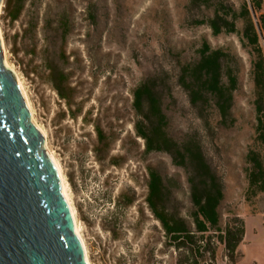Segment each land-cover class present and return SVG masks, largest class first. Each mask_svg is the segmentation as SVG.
<instances>
[{
    "label": "rangeland",
    "instance_id": "374dc122",
    "mask_svg": "<svg viewBox=\"0 0 264 264\" xmlns=\"http://www.w3.org/2000/svg\"><path fill=\"white\" fill-rule=\"evenodd\" d=\"M245 7L257 46L243 34ZM217 15L236 31L214 34ZM0 27L7 60L65 175L92 264H177L180 251L148 200L150 172L163 180L159 208L195 230L191 179L200 174L189 149L202 153L221 185L220 227L259 219L264 191L252 182V158L264 170V92L254 63L264 61V0H2ZM204 44L225 53L226 111L217 95L194 94ZM144 84L160 100L169 151H148L140 135L153 134L156 123L148 100L135 102ZM252 251L237 264L260 259L259 248ZM217 264H232L221 243Z\"/></svg>",
    "mask_w": 264,
    "mask_h": 264
},
{
    "label": "water",
    "instance_id": "95a60500",
    "mask_svg": "<svg viewBox=\"0 0 264 264\" xmlns=\"http://www.w3.org/2000/svg\"><path fill=\"white\" fill-rule=\"evenodd\" d=\"M0 264H89L59 170L5 62L1 33Z\"/></svg>",
    "mask_w": 264,
    "mask_h": 264
},
{
    "label": "trees",
    "instance_id": "16d2710c",
    "mask_svg": "<svg viewBox=\"0 0 264 264\" xmlns=\"http://www.w3.org/2000/svg\"><path fill=\"white\" fill-rule=\"evenodd\" d=\"M239 15L246 17V25L243 30L244 36L250 44L257 46L259 42L258 34L253 21L250 18L249 10L245 7ZM210 26L214 34H220L225 28L228 32H235V23L227 17L217 15L210 20ZM203 56L201 62L193 69V79L197 82V88L194 91L195 96H201L203 92L217 95L221 101V108L226 111L232 101L231 93L221 84L222 66L221 59L225 56L221 50H211L208 44L203 45ZM259 54L262 53L259 51ZM255 83L260 92H264V61L258 59L254 63ZM64 81V80H63ZM229 89H234L235 78H229ZM135 102L142 106L144 99L149 102V114L156 118L153 126V134L140 132V135L147 142V150H165L169 151L173 145L163 132L165 116L162 113L159 98L155 95L153 88L149 84L138 87L135 92ZM261 96L258 100L260 103ZM257 108L262 110L259 105ZM260 124V122H259ZM264 139V133L261 134ZM162 138V139H161ZM160 145V146H159ZM187 154L198 165L200 179H191L193 183V200L196 206L194 212L195 230L188 227L183 219H172L163 210L159 208L164 200L163 180L155 171L150 172L149 196L148 200L152 209L161 221L170 245L180 251L181 257L177 264H217L218 243L224 244L226 256L232 264H237L243 257L239 249L245 236V221L238 217L227 223L226 228L222 229L219 225L220 217L218 207L223 198L222 188L217 178L211 173L208 163L199 151L187 150ZM254 166L257 169L253 175V184L260 182L264 184V170L261 162L256 157L252 158ZM212 228L214 232H211Z\"/></svg>",
    "mask_w": 264,
    "mask_h": 264
},
{
    "label": "bare ground",
    "instance_id": "6f19581e",
    "mask_svg": "<svg viewBox=\"0 0 264 264\" xmlns=\"http://www.w3.org/2000/svg\"><path fill=\"white\" fill-rule=\"evenodd\" d=\"M1 7H2V3H1V6H0V11H1ZM0 33H1V37H2V40H3V34H2V30H1V27H0ZM3 50H4V58H5V62L6 64L12 68L14 71H15V74H16V78H17V81L24 93V96H25V99L27 101V104L29 106V109L31 111V115H32V119L33 121L37 124V126L39 127V129L41 130V132L43 133L44 137H45V146L47 147V149L50 151V155H52V159L53 161L55 162L58 170H59V173L61 175V179H62V182H63V189H64V192H65V195H66V198L69 202V205L71 207V211H72V214H73V217H74V220H75V226H76V231L78 233V235L80 236L82 242H83V245L85 247V252H86V258H87V261L89 264H92L91 261L89 260V256H88V251H87V247H86V244H85V240L83 238V235L81 233V229H80V226L78 224V221H77V217H76V209H75V206H74V202H73V199H72V196L69 192V187L67 185V181H66V178H65V175L63 173V170L58 162V160L55 158V156L53 155V153L51 152V150L49 149V146H48V142H47V134L45 132V130L43 129V127L37 122L36 118H35V113H34V109H33V106L31 104V101L29 99V96H28V93H27V90H26V87H25V84L23 82V80L21 79L20 75L18 74V72L15 70V68L11 65V63H9V61L7 60V57H6V51H5V46H4V42H3Z\"/></svg>",
    "mask_w": 264,
    "mask_h": 264
},
{
    "label": "crops",
    "instance_id": "0c3cea01",
    "mask_svg": "<svg viewBox=\"0 0 264 264\" xmlns=\"http://www.w3.org/2000/svg\"><path fill=\"white\" fill-rule=\"evenodd\" d=\"M260 183V182H258ZM261 184V183H260ZM262 191H264V184ZM245 236L241 245L247 246V251L243 250V258L247 260L249 253H252L253 246L259 248L260 259H253V264H264V211L261 212L259 219L248 218L245 220Z\"/></svg>",
    "mask_w": 264,
    "mask_h": 264
}]
</instances>
